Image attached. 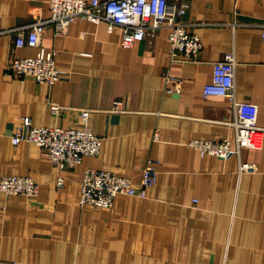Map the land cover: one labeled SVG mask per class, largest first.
<instances>
[{"label": "crops", "instance_id": "0c3cea01", "mask_svg": "<svg viewBox=\"0 0 264 264\" xmlns=\"http://www.w3.org/2000/svg\"><path fill=\"white\" fill-rule=\"evenodd\" d=\"M183 1L181 20L201 41L191 61L171 60L165 26L125 47L120 26L75 19L59 34L47 25L40 37L66 77L37 83L5 64L39 47L15 46L0 33V176L39 184L33 197L0 191V264H264V0ZM47 2L0 0V30L47 18ZM227 52L235 56V98L257 105L262 131L224 158L191 141L234 139L232 101L202 92ZM169 78L178 91L167 89ZM51 103L62 106L58 114ZM84 108L101 145L72 167L57 170L33 142H11L24 116L35 126L78 127ZM148 159L157 175L145 197L79 203L84 168L138 184Z\"/></svg>", "mask_w": 264, "mask_h": 264}, {"label": "built area", "instance_id": "2783aa9c", "mask_svg": "<svg viewBox=\"0 0 264 264\" xmlns=\"http://www.w3.org/2000/svg\"><path fill=\"white\" fill-rule=\"evenodd\" d=\"M49 16L13 28L0 30V33L13 35L15 46H38L33 56H10L5 64L6 71L19 78L31 77L37 83L53 84L66 77V72L55 66L54 53L40 46V37L47 25L53 26V33L65 31L69 22L87 19L92 22L106 21L120 26L121 44L132 46L143 39L149 29L162 26L168 28L167 40L172 61H191L201 48L197 34L189 32L181 16L188 4L183 0H48ZM264 37V24H262ZM235 56L224 53L220 60L212 63L211 77L203 85L205 97L218 95L228 97L234 108V139L220 140L194 139L191 144L201 153L227 157L250 143L252 132L262 131L257 125V105L248 101H238L234 95ZM173 85L168 90H179V80L169 78ZM119 101L114 102L118 108ZM62 106L51 103L50 112L58 114ZM81 124L78 127L35 126L28 116L21 118L11 142H33L47 156L57 170L72 167L81 162L85 155L99 152L101 138L87 125L88 109L80 110ZM157 171L155 160L148 159L141 171L138 184L129 178L112 171L86 167L80 180L79 203L107 207L117 194L145 197L146 188L155 182ZM62 177L57 176L56 184L61 186ZM39 184L28 175L4 174L0 176V191L6 196L25 195L33 197L38 193Z\"/></svg>", "mask_w": 264, "mask_h": 264}, {"label": "trees", "instance_id": "16d2710c", "mask_svg": "<svg viewBox=\"0 0 264 264\" xmlns=\"http://www.w3.org/2000/svg\"><path fill=\"white\" fill-rule=\"evenodd\" d=\"M2 192V191H1Z\"/></svg>", "mask_w": 264, "mask_h": 264}]
</instances>
